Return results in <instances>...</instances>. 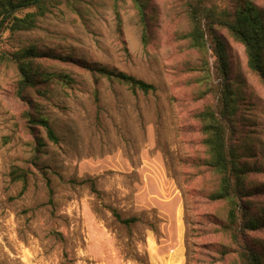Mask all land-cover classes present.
I'll use <instances>...</instances> for the list:
<instances>
[{
    "label": "rangeland",
    "instance_id": "374dc122",
    "mask_svg": "<svg viewBox=\"0 0 264 264\" xmlns=\"http://www.w3.org/2000/svg\"><path fill=\"white\" fill-rule=\"evenodd\" d=\"M246 2L264 28V0H51L33 29L5 23L0 264H246L252 252L264 260V81L223 26L207 25L205 49L188 37L193 8L233 13ZM220 44L237 100L230 141L245 169L235 236L224 229L228 202L209 199L219 176L201 122L218 102ZM30 48L44 57L23 60L36 81L22 91L16 55ZM88 65L155 90L95 79ZM40 119L57 142L31 122ZM248 219L256 226L243 228Z\"/></svg>",
    "mask_w": 264,
    "mask_h": 264
},
{
    "label": "trees",
    "instance_id": "16d2710c",
    "mask_svg": "<svg viewBox=\"0 0 264 264\" xmlns=\"http://www.w3.org/2000/svg\"><path fill=\"white\" fill-rule=\"evenodd\" d=\"M51 0H0V15L2 21L0 29L9 22L12 30H29L36 25V17L42 16L46 11V4ZM35 8L36 12L27 13L24 17L15 16L18 11ZM195 22L194 33L188 37L192 40V47L205 49L204 35L208 29L211 31L214 24L223 26L231 36L243 44L248 58L249 69L256 73L264 81V28L262 20L257 11L246 2L239 5L233 13L218 11L216 8L203 6L192 9ZM205 19L208 23L206 24ZM206 28H204V27ZM215 49L218 54L219 73L218 102L215 108H208L201 114L202 132L204 144L208 149L210 169L219 176V188L210 196L211 201H227L229 204L228 224L225 230L235 236L239 229H242V207L239 200L242 197V179L245 169L239 164L235 149L231 146L230 136L232 132L233 119L237 112V100L227 82L228 71L225 63L224 48ZM20 55V56H19ZM44 57L37 49L30 48L16 55L18 69L21 76L22 91L24 88L35 85L36 73L32 71L29 64L23 60H30ZM87 70L95 79L105 78L127 86L131 91H142L149 93L155 90L154 86L144 81L137 80L132 76L121 72L109 70L105 67L88 65ZM69 79L68 76H63ZM46 128L49 138L57 142L58 139L45 119L32 120ZM255 227L254 220H246L243 228ZM242 258V255H241ZM246 264H264V260L255 252L244 255Z\"/></svg>",
    "mask_w": 264,
    "mask_h": 264
}]
</instances>
